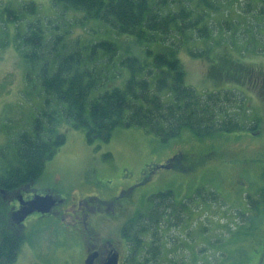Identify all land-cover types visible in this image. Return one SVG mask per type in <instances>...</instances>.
Here are the masks:
<instances>
[{"label":"rangeland","instance_id":"1","mask_svg":"<svg viewBox=\"0 0 264 264\" xmlns=\"http://www.w3.org/2000/svg\"><path fill=\"white\" fill-rule=\"evenodd\" d=\"M258 1H233L231 19L243 22L247 4ZM27 2L36 4V14L26 12L20 24L7 19L3 12L6 7L20 10ZM0 18L3 20L0 44L5 43L0 47L1 173L4 160L13 157L10 145L45 108L47 98L37 77L32 82L27 80L24 58L15 48L17 33L26 32L27 22L40 19L48 34L72 31L70 42L78 38L87 42L105 40L115 35L104 25L86 20L81 11L67 8L63 3L55 5L54 0H0ZM246 28L237 26L233 30L241 37L240 31ZM117 42L121 44V54L132 51L148 61L162 50L158 45L135 47L133 43L123 44L124 38ZM196 46L202 50L207 48L203 43ZM263 46L261 43L257 48L236 44L230 38L213 46L206 56L193 57L188 52L190 45L181 48L179 53L186 85L199 93L222 90L243 93L250 110L244 122L246 126L255 125L259 133L244 129L201 139L185 130L181 136L163 142L142 128L131 127L115 129L107 142L101 139L89 141L85 129L74 128L63 118L59 131L66 136V143L46 163L43 175L20 190L32 186L33 193L51 194L52 190H58L59 194L65 195L71 191L78 198L89 196L105 200L142 180L132 192L135 204L128 217L120 223L104 224L100 228L101 236L110 238L118 247L119 264H128V245L121 236V228L134 214L151 207L149 198L152 195L172 191L175 200L181 202L193 197L197 189L205 188L207 192L217 193L218 200H211L207 195L188 202L182 221L162 230L163 248L158 264H264V81L258 79L264 77V53L258 51ZM147 48L154 54H148ZM105 62L102 61L104 65ZM222 68H229L230 72L220 73ZM244 69L251 74L249 71L245 74ZM117 70L121 75L114 76ZM129 76L128 69H120L117 65L95 95L124 88ZM164 99L170 102L172 96ZM51 107L59 109L60 105L55 101ZM178 153L186 154L183 167L195 161L194 166L191 169L158 168L152 173L145 171L147 166L160 165ZM8 195L9 192L3 199L11 214ZM249 196L257 205L252 204ZM55 209L49 214L30 215L21 228H9L21 239V249L14 264H84V239L76 234L73 220L57 216ZM150 243L151 240H147V244Z\"/></svg>","mask_w":264,"mask_h":264},{"label":"trees","instance_id":"2","mask_svg":"<svg viewBox=\"0 0 264 264\" xmlns=\"http://www.w3.org/2000/svg\"><path fill=\"white\" fill-rule=\"evenodd\" d=\"M233 1L236 0H54L55 5L63 3L67 8L81 11L86 20L104 25L115 36L90 42L78 38L70 42L72 31L48 34L40 19L27 22L26 32L17 33L15 48L24 58L27 80L32 82L37 77L47 98L45 108L10 145L13 157L4 160L0 173V264H14L21 249L20 237L9 229L2 192L18 190L43 175L46 163L66 143V136L59 131L63 118L72 127L85 129L89 141L107 142L115 129L131 127L142 128L163 142L181 136L185 130L201 139L244 129L258 131L255 125L246 126L244 122L250 110L243 93L197 92L186 85L179 59L185 46H191L188 52L193 57H202L213 46L230 38L236 44L256 48L259 43L264 45V30H260L264 28V0L247 4L243 22L231 19ZM3 12L9 21L20 24L26 12L36 14L37 7L27 2L20 10L6 7ZM237 26H247L240 31L241 37L233 30ZM227 33L231 36L227 37ZM119 38H124L123 44L158 45L162 50L154 54L150 48L146 49L148 54H154L152 61L128 50L123 55ZM197 43L207 48L198 49ZM258 51L264 53V46ZM117 65L130 72L125 87L95 95ZM243 71L247 74L249 70ZM229 72V68L220 70L223 74ZM119 75L121 72L115 71L114 76ZM166 96H172V100L165 101ZM55 101L59 109L51 107ZM185 155L178 153L168 165L187 169L188 166H182ZM207 195L218 200L217 193L207 192L205 188L197 189L193 197L181 202L175 200L172 191L152 195L151 207L134 214L121 228V236L128 245L127 263L158 264L163 248L162 230L182 221L188 202ZM251 202L257 205L254 199Z\"/></svg>","mask_w":264,"mask_h":264},{"label":"flooded vegetation","instance_id":"3","mask_svg":"<svg viewBox=\"0 0 264 264\" xmlns=\"http://www.w3.org/2000/svg\"><path fill=\"white\" fill-rule=\"evenodd\" d=\"M258 79L264 81V77ZM169 160L164 161L160 165L151 164L146 167L145 171L152 173L159 166L168 165ZM190 164L187 163V166H191ZM142 182L140 180L136 184L125 187L117 194L105 200L89 196L78 198L72 195L71 191L65 195L59 194L58 190L49 192L59 202L55 207V214L64 219L71 218L75 224L76 234L82 236L84 239L86 244L85 260L90 257L91 264H106L107 260L113 254L117 253L119 255V263L121 262V254L118 247L110 238L101 236L100 228L104 224L120 223L128 217L135 204V198L132 192ZM33 190V187L29 186L22 190L19 189L18 191L9 192L7 204L10 207V211L20 208V197H23L24 200L31 199L37 193H33ZM84 264L86 263L84 262Z\"/></svg>","mask_w":264,"mask_h":264},{"label":"water","instance_id":"4","mask_svg":"<svg viewBox=\"0 0 264 264\" xmlns=\"http://www.w3.org/2000/svg\"><path fill=\"white\" fill-rule=\"evenodd\" d=\"M159 168L171 169L172 167L168 165H162ZM21 207L11 213V223L14 226L22 227L23 222L32 214H49L59 203L54 195L46 194L40 195L36 194L32 199L24 200L23 197L19 198ZM87 264H91L90 257L86 260ZM106 264H119V255L117 253L113 254L106 262Z\"/></svg>","mask_w":264,"mask_h":264},{"label":"bare ground","instance_id":"5","mask_svg":"<svg viewBox=\"0 0 264 264\" xmlns=\"http://www.w3.org/2000/svg\"><path fill=\"white\" fill-rule=\"evenodd\" d=\"M161 247V246H160ZM210 253V252H209ZM157 254V253H156Z\"/></svg>","mask_w":264,"mask_h":264}]
</instances>
